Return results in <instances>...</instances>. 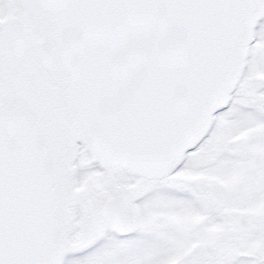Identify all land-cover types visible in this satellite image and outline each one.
I'll use <instances>...</instances> for the list:
<instances>
[{
	"label": "snow or ice",
	"instance_id": "snow-or-ice-1",
	"mask_svg": "<svg viewBox=\"0 0 264 264\" xmlns=\"http://www.w3.org/2000/svg\"><path fill=\"white\" fill-rule=\"evenodd\" d=\"M0 264H264V0H0Z\"/></svg>",
	"mask_w": 264,
	"mask_h": 264
}]
</instances>
